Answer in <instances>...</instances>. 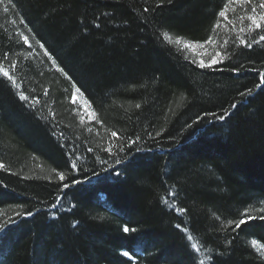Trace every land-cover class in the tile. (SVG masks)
Here are the masks:
<instances>
[{
    "label": "trees",
    "instance_id": "16d2710c",
    "mask_svg": "<svg viewBox=\"0 0 264 264\" xmlns=\"http://www.w3.org/2000/svg\"><path fill=\"white\" fill-rule=\"evenodd\" d=\"M260 2L0 3V264H264Z\"/></svg>",
    "mask_w": 264,
    "mask_h": 264
},
{
    "label": "rangeland",
    "instance_id": "374dc122",
    "mask_svg": "<svg viewBox=\"0 0 264 264\" xmlns=\"http://www.w3.org/2000/svg\"><path fill=\"white\" fill-rule=\"evenodd\" d=\"M238 1V0H234ZM169 40L179 46H181L188 54L196 58L197 60H204L207 57V53L211 52V46L207 44H198V43H190L187 41L180 40L177 43V38L169 37ZM71 94V102L76 105V107L80 110L81 114L88 120L93 119V113L89 109V106L82 95L79 93L78 90L73 88ZM261 253H264V250H260Z\"/></svg>",
    "mask_w": 264,
    "mask_h": 264
},
{
    "label": "snow or ice",
    "instance_id": "6c2138e0",
    "mask_svg": "<svg viewBox=\"0 0 264 264\" xmlns=\"http://www.w3.org/2000/svg\"><path fill=\"white\" fill-rule=\"evenodd\" d=\"M8 2L11 3V0H8ZM238 2H244V3H247V2H250V0H238ZM0 3H3V0H0ZM259 8L262 9V10H264V0H261V2H260V4H259ZM4 11H5V12H8V8L5 7V8H4ZM256 11H257L256 8H253V9H252V12H253V13H256ZM219 15L222 16V17H224V16H225V12H224V11H221V12L219 13ZM248 19L251 20L253 24H255L256 28L259 29V28L261 27V25L257 22V18H256L255 16L250 15V16H248ZM259 19H260V20H264V12H262V13L260 14ZM241 31H243V29H241ZM163 35H164V38H165L166 40L169 39V36H168L167 33H164ZM209 40H211V37H209ZM259 41H264V35H261V36L259 37ZM25 42H27V41H25ZM176 42H177V43L180 42L179 38L177 39ZM255 42H256V41H254V43H255ZM240 43H241V44H244L245 41H244V40H241ZM251 46H252L251 44H247V47H251ZM45 54H47V53H45ZM217 55H219V53H217ZM49 58H51V57H49ZM199 63H200V67H202V68L206 66L203 60H201ZM215 63H218V61L214 58V59L211 61V63L208 64L207 66L210 67L212 64H215ZM4 75H5V76H8V73L5 72ZM262 75H264V73H262ZM9 79H11V77H9ZM258 86H259V85H258ZM20 98H21V99H27V97H25V96H23V95H21ZM221 119H222V117H221ZM112 135L115 136L116 133L113 132ZM61 179H62V180L64 179V177H63L62 175H61ZM65 187H67V185H65ZM179 211H184V209H179ZM261 211H264V209H262ZM27 215L30 216V215H32V213L29 212V213H27ZM261 218L264 219V217H261ZM248 219L251 220V219H253V218H252V217H248ZM245 223H246V221H245L244 219H240L238 223H235V227H236V228H240L241 225H244ZM123 230H124L125 232H128V231H129V229H128L127 227H125ZM188 239L191 240V239H193V237L189 236ZM253 243H255V241H253ZM192 247L195 248L196 245L193 244ZM124 255L127 256L128 253L126 252V253H124Z\"/></svg>",
    "mask_w": 264,
    "mask_h": 264
}]
</instances>
